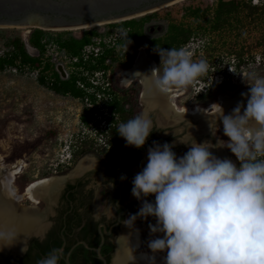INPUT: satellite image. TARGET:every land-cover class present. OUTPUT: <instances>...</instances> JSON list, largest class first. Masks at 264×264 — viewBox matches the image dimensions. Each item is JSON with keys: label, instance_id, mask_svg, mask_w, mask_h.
<instances>
[{"label": "rangeland", "instance_id": "1", "mask_svg": "<svg viewBox=\"0 0 264 264\" xmlns=\"http://www.w3.org/2000/svg\"><path fill=\"white\" fill-rule=\"evenodd\" d=\"M229 3H233V7L224 6ZM126 22H132V25H125ZM151 25H160L162 31L148 35L147 28ZM93 28H98L103 35L95 37L90 45L82 48L81 67H75L78 58L61 49L54 40H43L45 51L39 69L31 70L21 65L17 68L5 66L0 70V158L1 163L7 166H22L20 174L15 176V179L20 176L21 182H35L46 177L63 179L79 173L76 168L83 158H92L97 163L111 160L117 154L118 151L107 143L108 124L114 127L113 123L117 119L116 115L107 112L108 102L114 96L121 99L114 92V86H129L120 85L119 73L129 69L142 51L154 63V59L160 62L155 48L184 47L193 53V59L207 60L210 66L207 76L185 89H176L177 97L172 98V103L177 107L210 105L220 95L233 96L239 90H248L242 76L247 83V77L252 72L264 75V0H258L256 5L251 0H180L134 19L88 28L67 31H47L37 26L2 29L0 58L12 50L7 45L13 39L26 41L32 30L53 34L67 32L72 38L80 40L88 38ZM127 32L140 34L142 47L136 48L132 41L123 43L122 39ZM180 34H187L189 38L181 43L184 37ZM107 54L111 56L107 57ZM58 64L63 65L67 76L77 78L76 86L81 91L79 98L56 94L39 83V77L46 83L51 81L54 73H58ZM221 83L233 86L234 89L216 94L215 89ZM206 93L208 99L205 103H197L196 97ZM138 102L141 114L144 109L139 97ZM81 117L86 118L88 123H83ZM148 117L153 121L154 128L161 130L162 136L170 138L169 143L176 139L191 143L195 139L190 136V133H194L195 125L188 119L167 123L156 112L148 113ZM213 134L215 136L209 137L213 143L217 138L227 140L223 136V129ZM188 147L177 142L175 153L183 155ZM81 148H89L90 153L76 159ZM224 150L228 156L226 148ZM144 155L141 166L134 171L136 174L143 168ZM92 169L93 176H98L96 165ZM15 179L14 185L20 192ZM53 197L51 202L43 201L35 205L45 211L51 206ZM148 199L152 201L154 196ZM136 202L141 201L131 196L128 205L132 206ZM20 203L23 206L34 205L27 199ZM123 222L117 240L126 226ZM149 223L155 221L149 217L148 220L138 219L134 227L130 225L141 233V248L134 251V254L149 251L146 245L150 238Z\"/></svg>", "mask_w": 264, "mask_h": 264}, {"label": "clouds", "instance_id": "2", "mask_svg": "<svg viewBox=\"0 0 264 264\" xmlns=\"http://www.w3.org/2000/svg\"><path fill=\"white\" fill-rule=\"evenodd\" d=\"M154 51L160 65L145 77L160 94L185 89L209 72L207 60L193 59L187 48ZM242 78L248 86L241 93L244 100L227 115L216 104V133L222 124L227 140L153 141L148 148L147 164L132 180L131 194L141 206L123 222L134 227L138 219H154L148 224L149 251L141 255L145 264H157L158 254L160 264H264V75L252 72L247 83ZM153 128L147 113H141L121 122L116 132L126 146L139 149ZM177 142L189 146L180 157L173 151ZM219 148L230 150L234 159L214 155L212 149ZM109 212L114 215L112 204ZM93 218H100L98 209ZM18 236L0 229V248L11 246ZM62 256V249H53L37 264H59Z\"/></svg>", "mask_w": 264, "mask_h": 264}, {"label": "flooded vegetation", "instance_id": "3", "mask_svg": "<svg viewBox=\"0 0 264 264\" xmlns=\"http://www.w3.org/2000/svg\"><path fill=\"white\" fill-rule=\"evenodd\" d=\"M141 53L156 67V64L144 52H140L137 55L134 66ZM131 70L120 71L119 83L121 86H130V83L136 79L140 80L143 84V75L138 74L132 78L129 74ZM173 92L176 94L175 91ZM164 95L163 98L165 100L170 98L172 101L169 95ZM142 104L144 109L143 113H147L148 115V113L154 111L167 123L169 121L179 122L186 119H176L172 111L164 109L166 111L165 114V111L163 112L159 104L150 106L143 99ZM194 107L207 108L206 106L198 105ZM201 130H203L202 127ZM160 131L153 128V132L147 139L144 147L137 149L128 146L123 152H117L116 157L111 160L97 161L96 163V160L90 158L94 163L91 167L93 168L96 165L99 175L93 176L94 174L92 173L94 170L89 167L80 171V175L76 174V177L65 181L64 184L60 183L52 192L54 199L51 206L47 208L44 221L43 215L41 214L42 210L37 208L35 204L32 205V208H28L20 203V205L27 209L36 210L37 213L39 212L38 215L41 216L42 229L44 225L46 229L42 237L33 236L26 241L25 253L21 252V248L24 247L23 244L20 248L16 249H0V264H37V261L44 258L53 249L63 250V256L59 264H66V260H68L69 264H111L113 262L112 260H114L113 255L115 250L117 251L116 247H118V242L121 238L120 236L117 240L119 229L122 227L123 218L129 213L130 206L128 202L130 197L133 196L131 194L133 186L132 180L136 175L134 171L141 166V159L148 148L153 145V141L159 142L161 145L165 142L169 143L170 141V138L162 136ZM207 141L214 144L211 140ZM176 150L177 148L174 147L173 151L176 152ZM146 164L147 154L144 155L142 166L144 167ZM122 176L126 178L121 179ZM51 197H45L41 202H51ZM109 204H112L114 215L110 212L106 214ZM97 209L100 217L98 220L93 218V213ZM97 249H99V252H96Z\"/></svg>", "mask_w": 264, "mask_h": 264}, {"label": "water", "instance_id": "4", "mask_svg": "<svg viewBox=\"0 0 264 264\" xmlns=\"http://www.w3.org/2000/svg\"><path fill=\"white\" fill-rule=\"evenodd\" d=\"M176 1L178 0H0V29H17L37 26L47 31H67L71 29H81L87 26L94 27L116 21L134 19L152 13L158 8ZM161 31L162 27L160 25H151L147 28L148 35H153L155 32ZM133 66L134 63L129 70H131ZM56 71L61 79L67 78V73L63 65L58 64L56 66ZM138 83L141 85L139 99L142 104L144 85L140 80H138ZM173 90L177 92L176 89ZM242 90L245 92L248 91L246 89ZM240 91L241 90L237 91L233 96L220 95L215 103L207 105L206 107L211 109L210 113H218V105L221 106V103L226 101L224 114H230L239 102L238 98L240 97ZM225 98L227 99L224 100ZM186 119L194 123V133L190 134V136L192 135L191 137L197 139L198 143L210 139L209 137H212L213 133L216 131V114L210 118L202 116ZM202 121L210 122L209 124L213 128V133L201 130ZM221 127L222 124H219V130ZM214 142L217 143V140ZM76 176L77 175H70L65 177L63 184L68 179H72ZM26 207H32V205ZM46 212L47 210L41 211L43 221L45 220ZM45 229L46 226L44 225L39 234H28L24 242L26 243V241L33 236L42 237ZM96 252H99V249H97ZM66 264H69L68 260H66Z\"/></svg>", "mask_w": 264, "mask_h": 264}, {"label": "bare ground", "instance_id": "5", "mask_svg": "<svg viewBox=\"0 0 264 264\" xmlns=\"http://www.w3.org/2000/svg\"><path fill=\"white\" fill-rule=\"evenodd\" d=\"M88 27L90 26H87L86 28ZM153 68H154L153 64L144 56L143 53H141L135 62L134 68L129 72L132 78L133 76L138 74L143 75L142 81L144 84V94L142 99L147 105L156 106L159 104L161 105L163 112L165 110L172 111L176 116V119H184V118L192 119L202 116H206L207 118H210L215 116V114H217L216 112L210 113L211 110H209L208 108H199V107L189 108L187 106H182L181 108H179L172 103L170 98L169 99L167 98L165 100L163 98L165 95L156 92L151 87L149 79L145 77V74H149ZM240 92L242 93L245 91L241 90ZM241 93H240V97L238 98L239 102L244 100V98L241 96ZM168 95L171 98L176 97V94H174L173 91L167 93V96ZM226 99L227 98H225L224 100ZM244 103L246 104V101H244ZM225 105H226V101H223L221 103L223 110L225 109L224 107ZM201 123H202L201 127L203 129L202 131L212 132L210 128V124L208 122L202 121ZM203 141H207V140H203ZM214 144H216V142H214ZM212 151L213 154L219 158H228L223 148L212 149ZM178 157H180V155ZM93 164L94 163L92 159L85 158L79 163V165L76 168V171L79 172L78 174H80V171L93 166ZM21 170H22V166L20 164H13L7 166L1 163V158H0V229L6 231H12L16 234H19L18 239L14 244L0 249L20 248L23 244L24 239L28 234L32 232L39 233L41 231L42 222H41V216L38 215L39 212L37 213L36 210H31L23 207L22 205H20V202L24 198H26L30 200L33 204L37 205L45 197L50 198L52 192L56 189V187L60 183H63L64 180V178L60 179L58 177L57 178L52 177L40 181H35L28 184V186L24 189L23 192L18 193V189L14 185V179L16 175L20 174ZM28 208H32V207H28ZM135 229L136 228H133L131 226L129 227L124 226V229L121 234V238L118 242L116 255L114 257L112 264H145V261L141 259L142 253L145 252L139 251L137 254H134V251L139 250L141 248V233L139 232V235L137 237ZM137 245H139V247H137ZM130 257H134V259H130ZM160 257L161 254H158L157 264H160Z\"/></svg>", "mask_w": 264, "mask_h": 264}, {"label": "trees", "instance_id": "6", "mask_svg": "<svg viewBox=\"0 0 264 264\" xmlns=\"http://www.w3.org/2000/svg\"><path fill=\"white\" fill-rule=\"evenodd\" d=\"M226 5L233 7V3L225 4L224 6ZM131 23L132 22H126L125 25H132ZM2 31L4 30L0 29V32ZM101 35H103V33L99 31L98 28H93L89 32L88 38L76 40L75 38H72L67 32H58L53 34V32L32 30L26 41H22L20 38H16L13 39L9 45H7V47L12 48V50L3 58H0V70H2L5 66L17 68L21 65L26 66L31 70L39 69L41 67V61L45 51L44 44L42 43L43 40H54V42H56V44L61 49H65L71 56L78 58V62L74 65L77 68L81 67V65L83 64V59L80 56L82 48L86 45H90L92 43L91 41L95 37H99ZM127 36L128 39L135 44L136 48L142 47L143 42L140 34H132V32H127L122 39L123 43L129 42ZM180 36L184 37L181 43L189 38V35L187 34H180ZM106 56L110 57L111 54H107ZM154 60L157 64V67H159V60ZM103 61L104 59H102V62ZM38 81L40 84L46 86L56 94L71 95L74 98H79L81 96V91L76 86L77 78L74 76L68 75L66 79H61L58 73L55 72L51 81H48L46 83L44 82V79L42 77H39ZM233 89V86H227V84L221 83L215 89V93L218 94L221 91H230ZM113 90L116 94L121 96V99L114 96V98H111L110 102H108L107 112L116 115L117 119L113 123L114 127H111V123L108 124L106 132V135H108L107 143H109V145H111L115 149V151L123 152L127 147L126 142L118 135L116 130L121 122H126L128 119L139 114L140 107L138 103V94L141 90V86L137 81H135L128 88H115L114 86ZM207 95V93L198 95L196 97L197 103H205V101L208 99ZM81 121L83 123H88V120L84 117H81ZM226 150L228 152L229 158L234 159L230 150H228L227 148ZM87 153H90L89 148H81L76 155V159L77 157H82ZM115 157L116 154L112 158ZM15 182L18 184L20 192H23L24 188H26V186L30 183H27V181L25 180L21 182L20 176L16 177ZM140 206L141 202H136L134 205L130 206L128 214H135ZM128 214L123 218V221L129 217ZM151 220L154 221L152 217Z\"/></svg>", "mask_w": 264, "mask_h": 264}, {"label": "built area", "instance_id": "7", "mask_svg": "<svg viewBox=\"0 0 264 264\" xmlns=\"http://www.w3.org/2000/svg\"><path fill=\"white\" fill-rule=\"evenodd\" d=\"M251 3H252L253 5H256V4L258 3V0H251ZM74 60H76V59H74Z\"/></svg>", "mask_w": 264, "mask_h": 264}]
</instances>
